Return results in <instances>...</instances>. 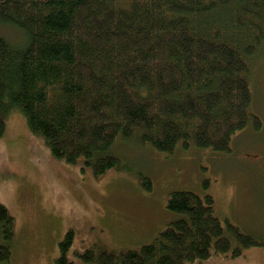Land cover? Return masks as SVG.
<instances>
[{
	"label": "trees",
	"instance_id": "1",
	"mask_svg": "<svg viewBox=\"0 0 264 264\" xmlns=\"http://www.w3.org/2000/svg\"><path fill=\"white\" fill-rule=\"evenodd\" d=\"M0 139L20 112L52 157L97 181L125 164L127 143L170 156L178 149L226 155L261 120L250 82L264 54V0H0ZM141 187L152 190L148 175ZM170 222L140 250H86L56 264H192L264 246L216 212L213 196L175 191ZM16 223L0 205V264L13 257Z\"/></svg>",
	"mask_w": 264,
	"mask_h": 264
},
{
	"label": "rangeland",
	"instance_id": "2",
	"mask_svg": "<svg viewBox=\"0 0 264 264\" xmlns=\"http://www.w3.org/2000/svg\"><path fill=\"white\" fill-rule=\"evenodd\" d=\"M12 44L21 32L0 25ZM250 82L252 110L261 125L232 141L230 154L178 149L170 156L123 143L116 146L125 167L97 181L90 170L54 159L34 136L20 112L7 119L0 139V205L15 219L13 257L8 264H56L59 244L75 233L68 259L86 250H140L179 216L167 209L175 191L211 195L223 224L229 220L264 241V54L256 56ZM148 175L152 190L140 185ZM192 264H264V246L245 249L238 257L213 256Z\"/></svg>",
	"mask_w": 264,
	"mask_h": 264
}]
</instances>
